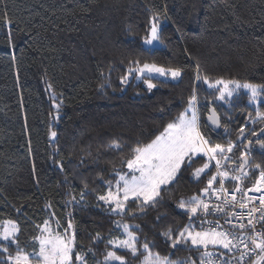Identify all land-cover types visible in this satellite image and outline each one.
I'll list each match as a JSON object with an SVG mask.
<instances>
[{
  "label": "trees",
  "instance_id": "1",
  "mask_svg": "<svg viewBox=\"0 0 264 264\" xmlns=\"http://www.w3.org/2000/svg\"><path fill=\"white\" fill-rule=\"evenodd\" d=\"M154 13H159L163 43L147 48L142 42ZM135 59L181 67L182 78L156 79L151 92L135 76L124 84L121 77ZM197 65L211 81L264 84V0H0V226L16 221L19 244L31 251L38 225L49 220L65 227L71 220L76 251L83 252L97 232L106 239L118 235L113 222L122 220L140 225V242L154 245V253L172 260L191 256L198 264L197 252L173 249L160 233L171 228L175 236L189 223L176 204L181 196L200 194L214 172L199 182L192 179L203 159L183 170L162 193L161 204L144 215L111 214L97 199L108 191L104 181L114 182V170L125 169L122 161L131 149L159 135L184 110L194 88L206 135L213 142H236L230 155L237 163L252 141L251 162L264 165V152L255 146L264 123L249 119L255 108L247 95L241 92L232 106L215 101L217 93L196 81ZM210 107L228 125V136L206 126ZM114 139L122 150L108 147ZM94 248L102 259L104 243ZM9 251L14 254L15 246ZM119 254L140 263L122 250ZM89 264H94L91 256Z\"/></svg>",
  "mask_w": 264,
  "mask_h": 264
},
{
  "label": "snow or ice",
  "instance_id": "2",
  "mask_svg": "<svg viewBox=\"0 0 264 264\" xmlns=\"http://www.w3.org/2000/svg\"><path fill=\"white\" fill-rule=\"evenodd\" d=\"M6 23L10 28L12 22L8 20ZM154 42L163 43L159 13H154L151 17L148 34L143 40L146 45ZM130 63L134 67L128 68L126 75L121 77V82L127 84L129 78L135 76L137 80L143 81L149 92L157 88L154 80L163 78L165 81H178L183 75L181 67H164L155 62L141 63L139 59ZM196 67V81L202 80L208 89L217 93L215 101L232 106L235 98L243 92L248 97V103L255 108V117L248 113L249 119L253 123H264V110H261L264 84L242 83L223 78L211 81L206 75L202 77L199 74V65ZM199 104L194 88L184 110L169 121L159 135L146 144L137 143L131 149V156L122 161L127 170H114V182L104 181L108 191L97 199L108 206L111 214L133 218L138 214L144 215L149 208H156L161 204L164 200L162 193L178 182L183 170L192 168L197 159H203L201 166L193 168L192 179L201 181L213 167L215 172H212L205 186L200 189V194L188 198L181 196L176 204L178 209L188 215L189 223L175 236L171 228L160 234L170 241L173 249L182 246L190 252H197L198 264H264V165L252 164V141L248 142V150L241 152L239 163L230 155L237 148L236 142L230 139L226 144L213 142L202 130ZM55 107L59 113L60 105ZM207 127L213 133L222 129L225 136L230 134L228 125L222 124L221 114L215 107L209 110ZM244 132L245 126L241 125L239 135L242 137ZM50 135L52 138L57 137L55 131ZM251 135L256 136L257 133L252 132ZM261 135H264V129H261ZM256 144L264 152V140H257ZM108 147L122 150L120 141L115 139ZM256 171L259 174L252 187L245 188V183ZM226 182H234L231 191L226 187ZM251 192L260 195H250ZM72 199L75 200V197ZM80 199H84V193H81ZM209 215L223 217L224 223L221 224L219 220L208 221L206 218ZM159 219L161 217L158 216L157 220ZM197 219L200 220L199 225L192 223ZM113 223L118 235L106 239L97 232L91 237V244L87 249L79 252L76 251L79 245L71 220L62 232L59 230V221L57 227L53 228L50 221L45 220L42 225L37 226L39 235L33 237L34 246L28 251L19 244L18 223L5 220L0 226V253L3 254L0 264H89V256L94 264H131L128 256L119 254L121 250L133 259L140 258V264H197V260H193L191 256L172 260L170 256L154 253V245L146 240L140 242L139 224L132 225L122 220ZM205 224L208 226L205 227ZM258 224L262 225L259 231ZM99 243H104L102 259L96 258L94 248ZM9 245L15 246L14 254L9 251Z\"/></svg>",
  "mask_w": 264,
  "mask_h": 264
},
{
  "label": "built area",
  "instance_id": "3",
  "mask_svg": "<svg viewBox=\"0 0 264 264\" xmlns=\"http://www.w3.org/2000/svg\"><path fill=\"white\" fill-rule=\"evenodd\" d=\"M258 174H259V173H257L256 178L258 177ZM256 178H255V179H256ZM254 181H255V180H254ZM227 183H228V182H226V187H228L229 190L231 191V189L234 187V185H233V186H228ZM253 183H254V182H253ZM253 183H252V184H253ZM252 184H251L250 186H246L245 188H251V187H252ZM217 186H218V185H217ZM249 194H250V195H254V196H259V195H260V193H255V192H251V193H249ZM212 199H213V202H215L214 197H213ZM257 203H258V201H257ZM237 211H239V209H237ZM200 219H203V217H201ZM206 219H207L208 221L219 220L221 224L224 223L223 217H219V216H215V215H209ZM199 222H200V220H199ZM245 223H246V220H245ZM204 226L207 227L208 225L205 224ZM261 227H262V225L258 224V225H257V230L259 231V230L261 229ZM236 255H238V253H236ZM234 264H235V262H234Z\"/></svg>",
  "mask_w": 264,
  "mask_h": 264
},
{
  "label": "rangeland",
  "instance_id": "4",
  "mask_svg": "<svg viewBox=\"0 0 264 264\" xmlns=\"http://www.w3.org/2000/svg\"><path fill=\"white\" fill-rule=\"evenodd\" d=\"M143 43V42H142ZM143 46L144 47H147V48H154V47H161L162 46V44L161 43H159V42H154L152 45H146V44H144L143 43ZM158 79H160V80H164L163 78H158ZM135 82H138V81H140V80H137L136 78H135V80H134ZM168 81H172V80H168ZM174 82V81H173ZM143 85H144V87L146 88V85L143 83ZM147 89V88H146ZM125 171L127 170L126 169V166H125V169H124ZM213 171L215 172V168L213 167ZM228 184V183H227ZM68 222L69 221H67L66 222V224H65V227H61V226H59V230L62 232L63 231V229H65V228H67V225H68ZM51 223V225H52V227L53 228H56L57 227V223H55V222H50ZM192 223H194V222H192ZM188 224V223H187ZM194 224H197V225H199L198 223H194ZM118 234H119V232H118ZM140 264V263H139Z\"/></svg>",
  "mask_w": 264,
  "mask_h": 264
},
{
  "label": "flooded vegetation",
  "instance_id": "5",
  "mask_svg": "<svg viewBox=\"0 0 264 264\" xmlns=\"http://www.w3.org/2000/svg\"><path fill=\"white\" fill-rule=\"evenodd\" d=\"M258 137H259L258 140H264V135H261V131L259 132ZM255 146L259 148L257 144H255Z\"/></svg>",
  "mask_w": 264,
  "mask_h": 264
},
{
  "label": "water",
  "instance_id": "6",
  "mask_svg": "<svg viewBox=\"0 0 264 264\" xmlns=\"http://www.w3.org/2000/svg\"><path fill=\"white\" fill-rule=\"evenodd\" d=\"M211 108H213V107H210L209 110H210ZM209 110H208V113H207V115L205 116V119H204L206 126H207V116H208V114H209ZM209 129H210V128H209ZM210 130H211V129H210Z\"/></svg>",
  "mask_w": 264,
  "mask_h": 264
}]
</instances>
